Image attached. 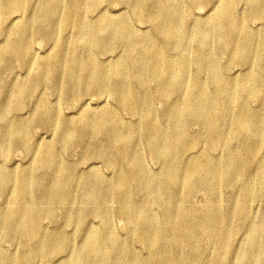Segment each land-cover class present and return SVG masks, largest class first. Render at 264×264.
I'll return each mask as SVG.
<instances>
[{
	"label": "bare ground",
	"instance_id": "6f19581e",
	"mask_svg": "<svg viewBox=\"0 0 264 264\" xmlns=\"http://www.w3.org/2000/svg\"><path fill=\"white\" fill-rule=\"evenodd\" d=\"M200 6L214 15L195 20ZM0 14L14 17L0 75H27L0 90V244H16L0 246V264H264V208L259 222L251 210L253 181L264 186V30L248 24L264 0H2ZM37 126L49 140L32 138ZM13 148L26 164L5 165ZM89 162L101 167L80 169Z\"/></svg>",
	"mask_w": 264,
	"mask_h": 264
},
{
	"label": "rangeland",
	"instance_id": "374dc122",
	"mask_svg": "<svg viewBox=\"0 0 264 264\" xmlns=\"http://www.w3.org/2000/svg\"><path fill=\"white\" fill-rule=\"evenodd\" d=\"M1 1L2 0H0V4H1ZM105 8H106V10L109 13L115 14L118 11H120L121 6L117 5V4H109V5H106ZM237 10L239 12H244L245 13L246 10H247V7H246L245 4L240 3V4H237ZM207 11L208 10L206 8H204V6H200V7H197V8H195L193 10V13H192L193 15L192 16H193V18L195 20H197L199 22L200 21L204 22V21L208 20L212 15H214V13L213 14L210 13L209 15L205 16V13ZM1 18H4V19H1ZM13 18H14L13 16L7 18L6 15L0 14V49L3 46L2 45V41H3V36L5 34V29H2L5 26L4 21H6V23H9L11 21V19H13ZM248 24H249L250 27L253 28V31L256 30L257 32H263V30H264V19L263 18L262 19H258L256 21L254 20L252 22L248 20ZM15 25H12V27H14ZM135 26L137 27V29H139L141 31H144L145 28H146V25H144V24H135ZM36 44H37V46H36ZM47 47L48 46L46 45V43L41 41L40 39H35L34 40L33 50H34V52H36L38 54L39 57H42V58H44V57L46 58L47 57V54H45V52L47 50ZM113 56L114 55H111V54L110 55L109 54H105V55H103L101 57V59L108 60L109 58H112ZM231 73L232 74H236V76L238 78L242 76L241 75V69L239 67H236V66L233 67ZM25 74L26 73L23 72V70H21L17 65H13L10 70H7V71H5L4 73H2L0 75V90L2 89V86H4V84L6 86L7 84H9L13 80L16 81V79H18L17 80V82L19 81L18 83L23 82L24 79L26 80V77H27V75H25ZM44 94L47 95V97L49 98V100L51 102H55L56 101L55 96L50 95L46 90H45ZM80 100H81L82 105L88 104L90 107H95V108H96V106H98L101 103L100 100H98L96 97L91 96V95L87 96L86 98H82ZM108 103H110V101ZM31 105L32 104L29 102L28 103V109L31 107ZM257 105L258 104L256 102L250 101V106L252 108L257 107ZM155 107H156V109L158 111H160L162 109V106H161L160 103L159 104L156 103ZM117 109H118V112H120L121 119L125 123H131V122L135 121L131 115H128V113H125V112L121 111L119 108H117ZM62 110H63V113L65 115H75V110H72L69 107V105H67L65 103H62ZM190 131H191V133H195L197 130H196V128H192ZM31 136L35 140L36 139H40L42 142H45V140L47 141L50 138L49 134L41 126L34 127L33 130H32ZM78 157H79V150H76L71 155V159L74 162H78ZM23 164H26V158H25L24 152L21 149H19V148H13L11 150V152H10L9 161H7L5 165H7L8 167H13V165L14 166H16V165L17 166H19V165L21 166ZM147 164H148V167L150 168V170L152 172H157L159 170L158 164H156L154 161L147 159ZM90 165H94V170L98 169V167H101V164L99 162L81 163L79 165V167L82 170H84V169L87 170ZM106 174L109 175L110 172H106ZM252 187L254 189L255 194H257V197H256V199L254 201L251 202V210L254 213V216L256 218V219L254 218L255 221L259 222L260 219H261V212H262V210L264 208V186L262 184H260L259 182H257V181H253ZM232 193H233V190L230 187L225 189L223 191V194H222L221 204H224L226 198H228L230 195H232ZM195 200L200 203V202H203L205 200V197H204L203 194H197V196H195ZM0 204H2V199L1 198H0ZM59 215H60V212L59 211L56 212V216L59 217ZM116 219H115V226H116V229L118 230L119 228L121 229V226H120L121 223H120V221H118L119 220L118 218H116ZM92 222L94 224L97 223L96 220H94ZM44 224L47 227H49L48 229L52 228V224L49 221H45ZM63 229H64V231L66 233H69V234L71 232L73 233V231H72L73 228H71V227H65ZM120 229L118 230L119 232H120ZM22 241H23L22 239H19V243L20 242L22 243ZM243 244H244V238H242L241 241H236L233 244V246L231 247L230 250L232 252L238 251V253H239L240 252L239 250H241ZM0 246L3 247L6 250L12 251V250H14L13 248H15L16 244H12V243L7 242L6 240H2ZM185 249H186L187 253L192 254L193 250H192L191 244H186ZM37 262H39L38 264H43V263H41L42 261L40 262L39 260H37ZM37 262L35 261L34 264H37Z\"/></svg>",
	"mask_w": 264,
	"mask_h": 264
}]
</instances>
